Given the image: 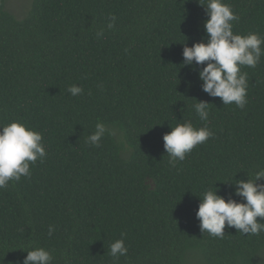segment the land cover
Wrapping results in <instances>:
<instances>
[{
	"label": "trees",
	"instance_id": "1",
	"mask_svg": "<svg viewBox=\"0 0 264 264\" xmlns=\"http://www.w3.org/2000/svg\"><path fill=\"white\" fill-rule=\"evenodd\" d=\"M223 2L239 16L234 34L264 38V0ZM6 6L0 0V126L42 133L47 155L30 178L0 189V264L34 248L52 264H262L264 232L226 225L223 239L212 237L196 213L209 188L246 202L235 183L264 169V56L241 68L240 109L202 90L206 64L183 66L185 44L206 38L199 0H33L23 20ZM72 85L83 94L72 96ZM198 101L211 104L207 121ZM188 121L214 136L173 167L163 136ZM98 122L115 135L96 147L86 138ZM121 238L128 254L117 260L107 251Z\"/></svg>",
	"mask_w": 264,
	"mask_h": 264
},
{
	"label": "clouds",
	"instance_id": "2",
	"mask_svg": "<svg viewBox=\"0 0 264 264\" xmlns=\"http://www.w3.org/2000/svg\"><path fill=\"white\" fill-rule=\"evenodd\" d=\"M205 8L209 17L204 23L206 38L192 47L186 44L183 49L184 65H205L199 71L202 90L210 97H219L224 105H235L243 109L247 104L248 73L242 72V67L255 68L264 56V38L257 33L242 36L234 34L233 21H238L231 6L223 0H207ZM108 29L115 27V15L109 16ZM103 36V30L97 32V37ZM191 86V82H189ZM67 91L72 96L83 94V88L70 86ZM210 103L198 101L194 105L195 112L202 121L209 117ZM171 132L163 136L164 148L168 162L175 167L178 161H183L198 145L205 143L214 133L207 127L195 128L191 121L179 123L171 127ZM114 136L115 132L104 123L98 122L95 131L88 135L86 142L96 147L105 135ZM43 134L31 129L21 122H12L0 126V189L7 188L12 181H20L21 177H31L30 165L46 157ZM264 169L258 170L254 178L237 180L235 183L236 197L242 198L244 203L229 197L227 200L218 195V189L206 190L200 198L197 218L203 233L223 239L226 225L235 228L243 235L258 236L264 232ZM53 227H49V236L53 234ZM124 233L121 236L124 237ZM27 255L18 264H52V253L44 248H34L26 251ZM107 254L114 259L127 256L128 248L121 238L109 245Z\"/></svg>",
	"mask_w": 264,
	"mask_h": 264
},
{
	"label": "rangeland",
	"instance_id": "3",
	"mask_svg": "<svg viewBox=\"0 0 264 264\" xmlns=\"http://www.w3.org/2000/svg\"><path fill=\"white\" fill-rule=\"evenodd\" d=\"M33 0H7L6 9L17 20H23L32 8ZM264 264V256L262 257ZM190 264H207L201 257H193Z\"/></svg>",
	"mask_w": 264,
	"mask_h": 264
}]
</instances>
